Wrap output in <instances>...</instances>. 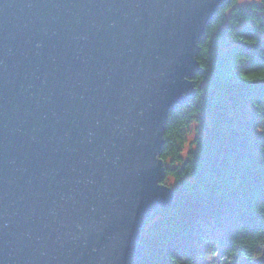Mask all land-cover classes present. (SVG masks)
<instances>
[{
  "label": "water",
  "instance_id": "95a60500",
  "mask_svg": "<svg viewBox=\"0 0 264 264\" xmlns=\"http://www.w3.org/2000/svg\"><path fill=\"white\" fill-rule=\"evenodd\" d=\"M230 0H0V264H133L161 158Z\"/></svg>",
  "mask_w": 264,
  "mask_h": 264
},
{
  "label": "trees",
  "instance_id": "16d2710c",
  "mask_svg": "<svg viewBox=\"0 0 264 264\" xmlns=\"http://www.w3.org/2000/svg\"><path fill=\"white\" fill-rule=\"evenodd\" d=\"M197 60L196 96L171 112L161 154L174 203L133 264H264V0L220 8Z\"/></svg>",
  "mask_w": 264,
  "mask_h": 264
},
{
  "label": "rangeland",
  "instance_id": "374dc122",
  "mask_svg": "<svg viewBox=\"0 0 264 264\" xmlns=\"http://www.w3.org/2000/svg\"><path fill=\"white\" fill-rule=\"evenodd\" d=\"M252 1H259V0H242L243 3L252 2Z\"/></svg>",
  "mask_w": 264,
  "mask_h": 264
}]
</instances>
